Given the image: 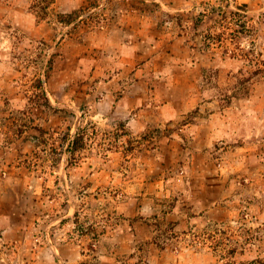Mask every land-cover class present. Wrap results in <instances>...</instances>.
Here are the masks:
<instances>
[{
    "label": "rangeland",
    "instance_id": "rangeland-1",
    "mask_svg": "<svg viewBox=\"0 0 264 264\" xmlns=\"http://www.w3.org/2000/svg\"><path fill=\"white\" fill-rule=\"evenodd\" d=\"M51 2L22 0L29 8ZM62 3L60 43L14 38L13 63L5 66L12 72L3 73L8 80L0 75V122L17 121L10 136H35L27 149L40 156L31 164L45 173L50 209L66 216L62 243L70 235L77 252L91 256L103 246L132 249L127 264H264V0ZM109 27L118 43L153 41L156 64L171 58L177 71L186 58L197 60L208 92L247 94L234 111L236 136L194 159L166 142L165 129L92 117L88 80L76 84L77 63L65 58L105 49L103 56L119 57L120 45L89 48ZM187 161L205 175L187 180Z\"/></svg>",
    "mask_w": 264,
    "mask_h": 264
},
{
    "label": "crops",
    "instance_id": "crops-1",
    "mask_svg": "<svg viewBox=\"0 0 264 264\" xmlns=\"http://www.w3.org/2000/svg\"><path fill=\"white\" fill-rule=\"evenodd\" d=\"M62 7V0H52L44 8H29L22 0H0V75L12 72L5 66L13 63L14 38L21 39V44L32 37L51 39L54 47L60 43L63 23L58 16ZM142 30L147 31L144 25ZM109 31L114 30L109 27L101 39L92 37L89 48L120 45L119 57L103 56L105 49L100 56L89 52L65 58L67 63L73 59L77 63L73 69L76 84L80 78L88 80L83 88L92 117L105 121L109 117L113 120L114 115L124 123L120 128L132 130L165 129L166 142L177 143L182 154L194 159L211 154L219 140L230 142L232 135L236 136L234 111L239 100H243L240 105L244 100L247 103V94L240 99L238 92H208L202 87V66L197 60L188 57L184 60L187 67L175 71L170 66L171 58L156 64L160 49L149 38L118 43ZM66 39L64 42L70 44ZM5 75L2 78L8 80ZM12 128H19L17 121L0 122V264H127L124 257L132 249L103 246L91 256L78 253L79 245L70 235L69 241L62 243L59 232L66 216L50 209L45 173L42 168L36 169L35 162L31 164L40 156L27 149L35 144V136L26 130L20 136H10L8 130ZM187 164V180L205 175L193 169L189 161ZM125 240H132L129 234Z\"/></svg>",
    "mask_w": 264,
    "mask_h": 264
}]
</instances>
